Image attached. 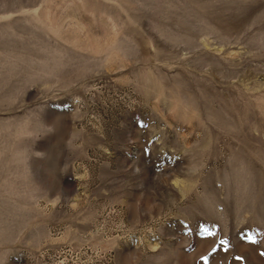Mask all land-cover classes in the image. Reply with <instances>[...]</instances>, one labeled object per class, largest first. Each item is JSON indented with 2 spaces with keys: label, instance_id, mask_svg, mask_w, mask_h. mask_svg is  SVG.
Segmentation results:
<instances>
[{
  "label": "rangeland",
  "instance_id": "obj_1",
  "mask_svg": "<svg viewBox=\"0 0 264 264\" xmlns=\"http://www.w3.org/2000/svg\"><path fill=\"white\" fill-rule=\"evenodd\" d=\"M0 264H264V0H0Z\"/></svg>",
  "mask_w": 264,
  "mask_h": 264
}]
</instances>
